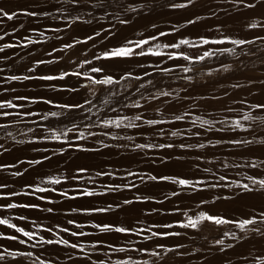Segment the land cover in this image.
Wrapping results in <instances>:
<instances>
[{"label":"rangeland","instance_id":"374dc122","mask_svg":"<svg viewBox=\"0 0 264 264\" xmlns=\"http://www.w3.org/2000/svg\"><path fill=\"white\" fill-rule=\"evenodd\" d=\"M186 2L0 0V7L10 14L16 13L12 20L0 16V100L10 99L25 105L6 111L35 113L0 117V125H5L0 127V145H3L0 147V185H4L0 187V219L8 218L10 223L37 234L25 245L0 238V251L8 248L34 253L33 257L18 256L15 260L9 257L0 264H39L36 256L48 264H115L117 261L143 264L145 260L149 264H264V259H260L264 258V236L251 231L252 225L244 231L235 223L216 225L205 221L197 229L180 226L187 221L185 213L195 218L203 211L239 221L264 211V190H260L259 185L253 186L248 179L250 176L264 179V110L253 107L264 104V40L258 39L264 37V27H249L264 22V4L260 0H248L257 7L247 8L238 0H194L187 7H170ZM121 19L128 23L121 24ZM189 20L194 23L189 24ZM97 32L99 36L95 35ZM162 32L166 35L161 36ZM87 36H93V40L86 44L75 43ZM153 36L156 39L149 40L145 50L151 47L165 55L93 60L91 65L103 66L106 74L116 79L126 71L131 72L142 76L140 81L130 79L118 85L94 86L90 91L80 88V84L87 81L75 76L53 81L7 80L11 75L39 77L59 75L62 71H86L90 66L77 68L83 59H92L127 41ZM201 37L209 43L202 44ZM181 39L189 40V45H181L180 49L156 48V45L178 43ZM216 40L224 43H211ZM232 40L253 43L234 45ZM8 44L13 47H5ZM65 44H73V48L66 49ZM224 48L235 51L221 52ZM205 51L213 55L203 61L170 60L167 56L169 52H184L195 57ZM37 61L45 63L37 64ZM224 65L231 67L225 71ZM183 67L191 71L185 73ZM164 68L172 71H160ZM145 72L150 75L144 76ZM92 75L101 78V74ZM148 80L153 84L137 93L139 84ZM72 88L79 91L68 90ZM158 90L170 92L171 96L141 99ZM16 96L43 98L52 100L53 104L15 100ZM86 99L92 103L84 104ZM105 99L110 102L104 104ZM136 101L141 108L125 107ZM65 103L84 104V108L67 110L54 106ZM51 111L63 115L42 118ZM138 114H143L144 119L168 122L149 126L136 121L140 125L138 128L100 125L101 120L120 116L134 118ZM177 115L184 119L175 120ZM245 115L252 119L244 120ZM200 120L213 123L201 126ZM233 120H239L243 127L235 128ZM53 132L61 134L59 141L51 139ZM65 132L67 135H63ZM172 132L178 135L172 136ZM81 133L85 138H79ZM129 136L133 139L128 140ZM230 141L252 143L233 144ZM169 143L175 147H158ZM135 144L156 147L136 149ZM181 144L193 147L182 149ZM199 144L205 147H196ZM33 160H41V163H29ZM253 164L256 167H252ZM81 168L85 171L79 172ZM17 172L20 175H14ZM149 176L187 179L193 185L180 186L173 180L153 181ZM221 176L225 179L220 180ZM49 177L61 183L52 184ZM243 183L257 190L245 192L239 186ZM37 187L49 191L38 192ZM85 189L94 195H78ZM173 192L179 195H171ZM125 200L132 203L125 204ZM7 204L18 207L7 208ZM27 204L38 207H19ZM109 205L112 207L106 212L83 211ZM49 208L53 211L48 212ZM69 220L75 223L69 224ZM95 224H113L134 231L100 232ZM255 227L264 230V224ZM63 228L88 235L71 236L70 232L60 230ZM152 231L179 235L147 239ZM225 232L229 235L225 236ZM0 233L27 240L7 225H0ZM232 233L241 239L233 237ZM39 237L63 238L84 248L81 251L80 248L42 243L31 247ZM221 238L224 245H215L214 241ZM96 241L102 244L92 247ZM157 244L173 249L161 252L162 261L135 251L140 248L151 251ZM229 244L233 247H228ZM121 247L126 251L114 250Z\"/></svg>","mask_w":264,"mask_h":264},{"label":"snow or ice","instance_id":"6c2138e0","mask_svg":"<svg viewBox=\"0 0 264 264\" xmlns=\"http://www.w3.org/2000/svg\"><path fill=\"white\" fill-rule=\"evenodd\" d=\"M78 0H73V3H77ZM194 2V0H187L186 3L184 4H171L170 7L172 8H183V7H187L188 5H191ZM238 2L243 6V7H247V8H255L257 7V4L252 3V2H248V0H238ZM261 4H264V0H260ZM27 15H36V13H27ZM0 16L2 17H7V19L12 20L15 16L16 13L12 12L11 14L8 11H5L4 8L0 7ZM78 19V17H77ZM121 24H126L128 23L127 20L125 19H121L119 21ZM189 24L194 23V21L189 20L188 21ZM250 28H256V27H264V22L260 23V24H250L249 25ZM41 35H43V33H41ZM96 36H99L100 33L97 32L95 34ZM161 36L166 35V33H160ZM156 37H149L148 39H140L137 41H127L124 44L118 46V47H113L110 49H106L105 51L101 52L99 55H94L92 57V59H83L82 61H80L77 64V68L79 69H84L85 66H90L86 71H79V70H74V71H62L60 72L59 75H44V76H39V77H29V76H24V77H20L17 75H11L9 77H7V80L10 81H18L20 79H41V80H46V81H53V80H63L65 77L68 76H75L77 78L83 79L85 81H87V83H82L80 84V88H88L90 91L94 86H106V85H118L121 83V81H125V80H130V79H134L137 81H140L143 79L142 76L139 75H133V73L131 72H125L123 75H121L119 77V79H116L114 77V75L111 74H106L105 72V68L103 66H99V67H94L91 66L93 63V60H109V59H114V58H130L133 56H147V55H153V56H163L165 55L164 53L160 52V51H154L153 48L148 47L147 50H145V46L149 44V40H155ZM201 43L202 44H208L209 40L201 37ZM258 39H262L264 40V37H258ZM93 40V36H87L84 40H76L75 43L76 44H86L88 41ZM31 43V41H29ZM189 40L187 39H181L179 40L178 43H173V44H165L163 46L161 45H156V48H172V49H180L181 45H189ZM211 43H216V44H220V43H224L223 40H216V41H211ZM232 44L234 45H244V44H251L253 43V41L248 40H232L231 41ZM193 47H195L196 45H191ZM5 47H13V45L8 44L5 45ZM64 48L66 49H71L73 48V44H65ZM0 51H2V49H0ZM221 52H229L232 53L235 50L234 49H229V48H224L220 50ZM87 55V54H85ZM213 55V53L209 52V51H205L203 53V55L200 56H189L187 54H185L184 52H169L167 53L168 59L170 60H176V59H184L186 61H203L205 59V57H209ZM37 64H41V63H45V61H37ZM48 63H51V61H48ZM75 63V61L73 62ZM224 70L227 71L231 66L230 65H224ZM183 72L188 73L191 71L190 68L188 67H183ZM28 71H32V69H29ZM160 71L162 72H171L172 69L169 68H164V69H160ZM91 73V74H90ZM92 74H101V78H97V76L92 75ZM150 75V73L145 72L144 76H148ZM186 79H191V77H185ZM153 81L152 80H148L146 83H140L139 86L136 88V92L140 93L141 89H145L146 85H152ZM69 91H79V89L76 88H72V89H68ZM93 95H95V93L93 92ZM112 95H116V93H112ZM171 96L170 92L167 91H157L154 95H150L148 97H144L141 96V99H148V100H158L160 99V97H169ZM15 100H20V101H30L31 103H46L49 105L53 104L52 100H45L43 98H35V97H28V96H16L14 97ZM110 101L108 99H105L103 101L104 104H108ZM92 102L90 100H85L84 104H91ZM84 104H80V103H65V104H58V105H54L55 107L61 108V109H83L84 108ZM25 107V105L23 104H16L13 102V100L10 99H5V100H0V117H8V116H12V115H16V116H22V115H35V113L32 112H24V113H20V112H16V113H12L9 111H6L5 109H17V108H23ZM125 107H131V108H141L142 105L140 104L139 101H136L135 103L131 104V105H125ZM254 108H258V109H262L264 110V104H257V105H253ZM89 111H91V109H88ZM115 111V109H114ZM63 115L62 112H56V111H51L47 114H45L42 118L43 119H47L48 116H52V117H59ZM175 120L179 121L184 119V116L181 115H177L174 118ZM199 119V118H197ZM244 120H249L252 119V117L245 115L243 117ZM136 121H141L144 124H147L149 126H155V125H159L162 123H166L168 121H163V120H156V119H144L143 114H138L136 115L134 118H129L127 116H120L117 119H107V120H101L100 121V125L103 127H110V126H114L116 128H120V127H126V128H138L140 127L139 124L136 123ZM213 123V121L211 120H200V124L201 126L203 125H211ZM232 125L235 128H242L243 125H241L239 120H233L232 121ZM5 125H0V127H4ZM91 125H86V127H90ZM76 125H73V128H75ZM68 131H72V129H69ZM162 131V130H161ZM91 135H95V133H90ZM106 134V133H105ZM63 135H67V133H63ZM172 136H176L178 135L177 132H172L171 133ZM81 139L85 138L84 134L81 133L80 137ZM114 139L116 137H113ZM51 139L52 140H57L59 141L61 139V134L60 133H56L53 132L51 135ZM128 140H132L133 137L129 136L127 137ZM219 143V142H218ZM230 143L233 144H245V143H252V141H230ZM105 147H108V145H104ZM0 147H3V145H0ZM156 147V145H152V144H135V148L136 149H144V148H153ZM159 148H172L175 147V145L169 143L167 145L165 144H160L158 145ZM180 148L184 149V148H190L193 147L191 145H184L181 144L179 145ZM196 147L199 148H203L205 147L204 144H199ZM44 159H48V157H44ZM29 163L31 164H40L41 160H33L30 161ZM252 167H256L255 164L252 165ZM79 172H84L85 169L81 168L78 169ZM14 175H20L19 172L14 173ZM97 175H101V173H97ZM129 175H133V173H129ZM148 179L156 181V180H173L174 183H177L180 186H191L193 185L192 181H189L187 179H177L174 177H168V176H161V177H157V176H149ZM225 177L221 176L220 180H224ZM248 179L251 181L252 185H259V189L260 190H264V179H257L255 177H248ZM49 182L52 184H59L61 183V181L59 179H54L49 177ZM197 183H202V182H197ZM134 186V185H133ZM210 187H217L218 185H209ZM245 192H253L256 191L257 189L255 187H250V185L248 183H243L241 185H239ZM0 187H4V185H0ZM29 187H31V185H29ZM119 187V186H117ZM127 187V185L125 186ZM38 192H46L49 191V189H45V188H39L37 187L35 189ZM62 195L67 196V193H61ZM12 195H16V193H12ZM78 195H84V196H92L94 195L93 192L88 191V190H84L82 192H79ZM171 195L176 196L179 195V193L177 192H173ZM44 197H41V199H43ZM74 198V197H73ZM125 204H130L132 203V201L130 200H125L124 201ZM203 203V202H202ZM7 208H15L18 207V205L16 204H7L6 205ZM19 207H31V208H36L38 207V205L35 204H27V205H19ZM111 205L108 206V208H95V209H84L83 211L85 212H106L109 211L111 209ZM48 212H52L53 209L49 208L47 209ZM73 211H76L75 209H73ZM185 216L187 217V221L184 223H181L180 226L184 227V228H190V229H197L203 222L207 221V222H212L216 225H221V224H226V223H235L236 226L241 229L242 231L244 230H249L248 226L252 225L254 227H252L250 230L256 233H259L261 236H264V230H262L260 227H255V225L257 224H264V211H259L256 215H252L250 218H246V219H242L239 221H229L226 220L224 217L222 216H214V215H210L206 212H200L195 218L188 216L187 213H185ZM21 219H24V217H21ZM69 224H74L75 221L73 220H69L68 221ZM0 225H7L9 228L14 229L16 232L20 233L22 236L27 237V240L24 239H20L18 236L12 235V236H3L2 233H0V238H4V239H8V240H13V241H18L19 244L21 245H25L28 243V241L33 240L34 237H36V233L35 232H30V231H26L24 228L22 227H18L16 224H12L10 223L7 219H0ZM59 227V226H57ZM77 227H83L82 225H77ZM95 228H97L100 232H112L115 231L117 233H130L132 231H134L131 228H126V227H121V226H115L113 224H95L94 225ZM164 227L170 228L172 227V225H165ZM63 232H70L69 229L67 228H63L60 229ZM46 231L51 232L52 229H46ZM54 235H56V233H53ZM71 236H85L88 235L87 233L84 232H70ZM168 235H179V233H174V232H156V231H152L151 232V236L150 237H146L147 239H150L151 237H157V236H168ZM225 236H228L229 233L225 232L224 233ZM233 237L237 238V239H241L240 237H236L235 233L231 234ZM58 244V245H64V246H69L73 249L76 248H80L81 251H83L84 246L83 245H78L76 243H70L69 240L67 239H63V238H58V239H45L44 237H39L38 240H36V242L34 244L31 245V247H35L36 244ZM225 243L224 239H217L214 241L215 245H221L223 246ZM102 244L101 241H96L92 247H96L97 245ZM107 247H109L110 249L113 248V245H107ZM179 247V245L177 246ZM228 247H233V245L229 244ZM156 249H159L160 251H157ZM156 249H153L151 251H149V249L147 248H140V249H135V251L144 253V254H148L151 255L153 257H157L159 258L161 261L163 260V257L161 255V252H171L173 251L172 248H166L165 245L162 244H157ZM115 251H119V252H124L126 251L125 248H116L114 249ZM223 247L221 248V251H223ZM34 253L33 252H22L19 250H9L8 248H3L2 251H0V262H4L7 260V258L11 257L13 260H15L16 257L18 256H27V257H33ZM260 259H264V258H260ZM35 260L39 262V264H48L47 261L40 259L39 256L35 257ZM100 264H103V262H100ZM115 264H129L128 261H117L115 262ZM137 264H139V262H137ZM143 264H149V261L145 260L143 261Z\"/></svg>","mask_w":264,"mask_h":264},{"label":"bare ground","instance_id":"6f19581e","mask_svg":"<svg viewBox=\"0 0 264 264\" xmlns=\"http://www.w3.org/2000/svg\"><path fill=\"white\" fill-rule=\"evenodd\" d=\"M5 2V1H4ZM95 8V7H94ZM86 33V32H85ZM83 34V33H82ZM211 60V59H210ZM88 117V116H87ZM129 193V192H128ZM8 219V218H7ZM95 237V236H94Z\"/></svg>","mask_w":264,"mask_h":264}]
</instances>
